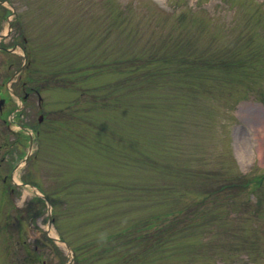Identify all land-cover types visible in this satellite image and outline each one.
<instances>
[{"label":"rangeland","instance_id":"1","mask_svg":"<svg viewBox=\"0 0 264 264\" xmlns=\"http://www.w3.org/2000/svg\"><path fill=\"white\" fill-rule=\"evenodd\" d=\"M0 45L3 109L42 88L0 122V264H264V0H5Z\"/></svg>","mask_w":264,"mask_h":264},{"label":"flooded vegetation","instance_id":"2","mask_svg":"<svg viewBox=\"0 0 264 264\" xmlns=\"http://www.w3.org/2000/svg\"><path fill=\"white\" fill-rule=\"evenodd\" d=\"M26 88V87H25ZM25 88H23V92L25 91V92H27L26 90H25ZM31 90H33V89H31ZM16 94H17V92H16ZM6 104H7V101L5 100V102H4V107L6 106ZM3 106L1 107V110H0V115H1V117H0V120L1 121H3L4 123H6L7 121H6V118L4 117L5 116V114H7V113H9V110L11 109H3ZM18 114V119L21 121V118H23V116H25L26 114H27V108L26 107H24L20 112H18L17 113ZM15 123H17V124H20V125H23V123L24 122H18V121H15ZM7 124V129L9 130V131H11V134H14L15 136H19V135H22L20 132H18V131H16V133L10 128V126H8V125H10V124H8V123H6ZM21 127H23V126H21ZM16 146H17V149H19V148H22V147H20L19 145H17L16 144ZM1 166V165H0ZM2 178V176L0 177V179ZM4 178V177H3ZM7 179H9L11 182H13V180L11 179V174H10V176L8 177V178H4V179H2V181H5V182H7ZM31 264H36V262H33V263H31Z\"/></svg>","mask_w":264,"mask_h":264},{"label":"trees","instance_id":"3","mask_svg":"<svg viewBox=\"0 0 264 264\" xmlns=\"http://www.w3.org/2000/svg\"><path fill=\"white\" fill-rule=\"evenodd\" d=\"M264 177L262 176V177H260V179H259V182H261L262 181V179H263ZM231 181V183H229V184H226L227 186H228V189H244V188H247V187H249L251 184H253L254 182H252V181H250V180H246L244 177H240V176H238L237 178H235V179H232V180H230ZM226 186V187H227ZM39 201H42V200H40V199H38ZM169 223V222H168ZM161 228V227H160ZM173 236V235H172ZM171 237V236H170ZM163 241V239L162 238H160V237H158V239H157V241L156 242H158L159 244H161V242ZM131 243H133V241H131V240H126L125 241V244L126 245H130Z\"/></svg>","mask_w":264,"mask_h":264},{"label":"bare ground","instance_id":"4","mask_svg":"<svg viewBox=\"0 0 264 264\" xmlns=\"http://www.w3.org/2000/svg\"><path fill=\"white\" fill-rule=\"evenodd\" d=\"M50 234H51V236L57 238V235L54 232L51 231Z\"/></svg>","mask_w":264,"mask_h":264}]
</instances>
